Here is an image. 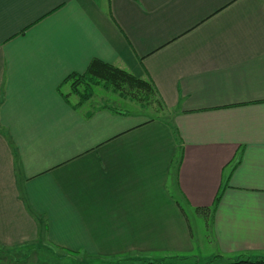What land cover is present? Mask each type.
Masks as SVG:
<instances>
[{
    "label": "crops",
    "instance_id": "obj_1",
    "mask_svg": "<svg viewBox=\"0 0 264 264\" xmlns=\"http://www.w3.org/2000/svg\"><path fill=\"white\" fill-rule=\"evenodd\" d=\"M95 59L169 123L71 101ZM43 237L81 264L264 258V0H0V248Z\"/></svg>",
    "mask_w": 264,
    "mask_h": 264
},
{
    "label": "trees",
    "instance_id": "obj_2",
    "mask_svg": "<svg viewBox=\"0 0 264 264\" xmlns=\"http://www.w3.org/2000/svg\"><path fill=\"white\" fill-rule=\"evenodd\" d=\"M64 83L71 84L72 92L79 97L78 105L93 97L95 87H102L104 90L118 94L125 99L140 101L143 105V101L149 99L148 95L155 93V88L151 82L140 80L126 71L97 59L90 63L84 73L72 74ZM143 91H147V96L143 95ZM219 200L220 195L216 201ZM183 261V259L174 258L162 261H144L143 264H203L199 262L185 263ZM217 262L214 258L204 264H220ZM225 264H264V258H238Z\"/></svg>",
    "mask_w": 264,
    "mask_h": 264
},
{
    "label": "rangeland",
    "instance_id": "obj_3",
    "mask_svg": "<svg viewBox=\"0 0 264 264\" xmlns=\"http://www.w3.org/2000/svg\"><path fill=\"white\" fill-rule=\"evenodd\" d=\"M95 91L97 93V96L94 94L96 97L95 96L92 97L94 102H96L97 100L104 99L102 103L107 101L108 104L116 106L115 109L122 108L125 105V101H119V104H118L113 99L112 95H110L114 93L107 91L110 94H106L104 93L106 90H104L102 87H95L94 93ZM143 95L147 96V91H143ZM119 97L121 99L128 100V102H126L128 104V108H127L128 113L132 114L133 111L143 108L145 109V111L142 115H145V117L149 118V120L158 119L168 124L171 119L168 115H166L167 113H165V111L162 108H160L156 103H154L155 97L154 95H152V93L148 95L149 97L148 100L143 101L144 107L141 106L142 104L139 103L140 101L137 103L135 102V100L125 99L122 96H119ZM70 99L71 101L75 102L77 100V95L75 94L71 95ZM190 221L192 223V226L194 227L195 219L191 218ZM196 222L202 223V226L205 223V221H202L201 219H199ZM44 243H45V240L43 237V238H40L39 240L40 246L34 243L26 244V245H23V248L18 246L8 251L5 249H4L5 251H2V248H0V264H81V258L79 260V258L75 256L68 257L63 254L61 255V253L57 251H53L50 248L45 247ZM178 259H181V258H178ZM192 259L193 258H187V259L185 258L183 259L184 260L183 262L193 263ZM233 261L234 260L232 259L225 258L223 261L221 262L218 261L217 263L225 264V263H228V262L230 263ZM195 262L204 264V263H208L209 261L207 262L195 261ZM91 264H99V263H91Z\"/></svg>",
    "mask_w": 264,
    "mask_h": 264
}]
</instances>
